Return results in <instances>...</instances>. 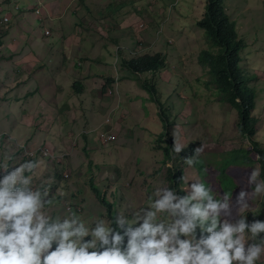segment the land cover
Segmentation results:
<instances>
[{
    "label": "rangeland",
    "instance_id": "rangeland-1",
    "mask_svg": "<svg viewBox=\"0 0 264 264\" xmlns=\"http://www.w3.org/2000/svg\"><path fill=\"white\" fill-rule=\"evenodd\" d=\"M8 1L0 0L3 8H7L3 9L0 7V9L5 10L2 13L0 12V21L5 15L10 18L5 26H0V41L2 42L0 46V136L7 135V140L12 141L14 147L16 144V147L21 149L24 156L31 157V151L40 146L47 147L49 150L48 154L56 156L55 160L59 164L52 162L50 165H47L46 175L39 182L35 180V184H33V187H38L42 183L51 184L52 175L59 170L62 171L63 175L66 174L71 179L67 185H50L48 187V193L58 192L59 187L64 189L60 197V204L58 205L59 211L53 213L57 209V205L50 207L53 215H67L68 211H72L80 214L83 218L102 215L108 219L109 217L105 215L108 213V207L104 202V200H107L113 204L114 208L121 205L122 208L125 206L129 207V211L127 208L119 211H123L125 215L130 217L132 213L130 205L137 207L146 206L148 195L154 188L173 186V183L170 180L168 181L167 178L168 170L174 166L173 161L169 159L165 161L164 165V162L158 163L155 160L156 152L153 149V144L156 138L153 139L147 129V126L152 122V118L148 116V109H152L153 105L150 98L142 92L139 84L140 80H136V87L125 89L128 92L126 95L118 93L119 100L117 103L111 102L112 98H109L110 105H114V109L118 108L121 101H125L128 106L124 109L118 108L117 118L112 122L110 121V130L106 131V135L112 132L114 137H117L116 141L110 146L116 145L118 140H120L123 148V153H119L117 156L114 164L115 167L108 168L107 170H104L99 165L95 166L94 162L88 160L91 153L88 154L82 150L83 146L80 144L81 142H78V132H74L73 127L69 123L62 124L63 121L70 120V114L68 113L70 111H66L64 115H59L55 107L47 104V102L54 100V92H56L55 84L58 80L55 77H59L62 73L67 74L65 77L75 75L77 71L75 64L79 61L84 64L82 76L87 79L85 81L90 86L95 80L88 78L91 73H95L91 62L100 56L96 53L98 49L103 47L106 41L110 42L111 26L109 24L114 23V20H118L116 26H114L115 35H118L119 31L126 27L125 25L128 21L131 22L128 27L131 26L133 29L142 31L144 24L147 25L146 21H154L155 9L152 6L153 2L143 0V5L146 3V7L152 8V12H149L146 8L139 10L136 3H134L136 6L131 7L128 5L124 7L119 15L116 12L112 13V15L107 14L101 10L100 18H93L95 10L92 7H89L88 12L82 10L77 5L81 0H10V3ZM107 1L98 3L103 8ZM201 1L204 2L205 0H182L180 15H173L172 23L173 26L175 25V29H172L173 26L170 27L169 25H164L162 28L163 32L172 33L174 38L171 37L169 44H161L158 41L155 43V50L161 53H163L164 45L169 63H171L172 56L174 60L184 63L182 71L185 72V75L198 74L192 70L193 66H196L195 63H197L194 56L195 54H199L203 48L208 47L205 41L200 38H197L195 43L190 46L184 37L195 39L192 36L193 31H197L199 34V30L193 24V19L196 16H201L204 10V8L202 9ZM246 1L250 4L253 3L252 0ZM174 2L175 0H168L165 4L168 3V8H170ZM36 9L39 11V14L35 12ZM115 9L116 6L113 10ZM18 11L28 12L26 14H22V12L16 13ZM122 12H126L124 16H122ZM52 20H55V22ZM83 20L86 22L83 23ZM78 26L82 29V32L79 31ZM53 27L64 38L67 37L68 33L72 32H80L79 38L91 34V40L94 45L89 50L83 52L85 47L80 42L77 43V39L72 41H69V39L63 40L62 37L55 39ZM148 28L155 29V25L149 23ZM46 30L49 31L50 36L45 35ZM250 30L248 28L247 32L243 35L247 40H253L252 44H256L259 38L264 40V27H262V31H256L255 35H252ZM6 31L8 35H5ZM182 35L184 36L182 37ZM152 36L160 39L162 35L157 33L155 29ZM152 36L144 40L145 43L149 42L148 46L144 48L140 46L147 53L155 51L152 47L154 43ZM104 37H107V39H104ZM135 37L137 38L136 35ZM54 40H57L58 43V46H52L53 48L57 47L54 51L55 60L50 57V51L47 52L46 48L43 47V45L52 44ZM37 44L42 45V55L40 58L34 55L40 52ZM61 44L69 45L67 56L59 55L64 51ZM89 44V42L84 43L85 46H89ZM136 44H139L137 40ZM248 46L250 49H256L255 45ZM262 51L264 55V45ZM101 52L103 54V51ZM185 57H191V59ZM256 57H258L257 52ZM117 64L119 66L120 60L117 61ZM241 65H244V63L241 62ZM169 66L171 67V71L175 69L173 63ZM261 68L264 69V62L261 63ZM122 72L126 71L122 70ZM165 77L172 78V75L167 74ZM139 78L142 79L141 76ZM58 82L61 86H65L66 82L63 84L60 80ZM253 82H257L255 78ZM28 83L30 84L28 85ZM31 88L41 91L42 99L39 102H30L31 100L28 96L21 98V100L18 98V95H23ZM145 97L149 100L148 102H144ZM181 97L185 102L178 116L184 120V124L175 125L179 135L178 139L183 142L185 149L189 143H193L191 145L194 148L198 145L203 146V151L199 154L202 153L207 160L208 169H206V177L208 181H212L211 183H218L216 182L217 177L220 176L218 164L223 156L218 157L215 155L227 153L243 145L249 147L248 140L242 138L239 134L238 116L236 112H232L231 106L218 103L216 98H213V102L207 106L204 93H196L195 98L192 96L187 97L184 93H181ZM258 97L261 99L263 95L258 93ZM191 100L193 102L192 107L189 105V101ZM25 103H29L30 110L23 114L24 117L22 115L20 118H17L15 115H12V111L17 112V109H21ZM9 114L10 117L7 116ZM256 117L258 119V130L264 131L263 105L258 107ZM107 118L108 115L104 118V121ZM2 124L10 126V128L6 127L4 129L2 128ZM25 125L34 126L36 129L31 131L25 130ZM12 129L16 130V133H12ZM28 136L32 139L26 141V137ZM157 137L159 138L160 136L157 135ZM16 138L25 144L19 141L15 142ZM151 142L152 145H150ZM84 149L92 151L87 145L84 146ZM158 159L162 160V157ZM179 163L181 164L179 167H182L183 178L182 182L177 186L185 191L187 182L194 178L201 179L199 170L195 166L185 164L184 158ZM73 165L75 166L74 169ZM62 166H65V169ZM252 167L257 166L253 165ZM252 167H248L240 172V176L235 180L236 183L239 182L238 188L229 197L234 199L236 192L241 188L248 187L247 175ZM81 188L83 189L82 192H80ZM174 189L178 191L176 186ZM68 194L80 198V201L77 204H70L66 198ZM252 213L256 214L255 218L249 217ZM239 214H244L249 221L252 219H263L264 196L251 198L249 200V207L243 210L242 213L233 204L232 217L235 218ZM257 264H264V255L257 261Z\"/></svg>",
    "mask_w": 264,
    "mask_h": 264
},
{
    "label": "clouds",
    "instance_id": "clouds-1",
    "mask_svg": "<svg viewBox=\"0 0 264 264\" xmlns=\"http://www.w3.org/2000/svg\"><path fill=\"white\" fill-rule=\"evenodd\" d=\"M90 1L77 5L87 12L92 7L96 15ZM107 4L101 8L97 3L99 12ZM107 94L114 98L117 87ZM113 110L94 130L102 131L98 142L106 148L117 138L112 132L106 135L114 121ZM184 147L173 139L174 153ZM201 151L203 146H196L184 157L185 163L191 166ZM48 152L40 146L30 155L55 160ZM40 165L38 159L15 166L0 161V264H257L264 255V219L249 221L244 214L232 217L233 204L242 213L251 198L264 196L259 167L251 168L248 187L236 192L234 199L216 194L211 185L194 178L183 194L173 187H156L146 206L130 205V217L119 211L107 219L102 215L83 218L72 211L53 215L47 189L33 187L34 170Z\"/></svg>",
    "mask_w": 264,
    "mask_h": 264
},
{
    "label": "trees",
    "instance_id": "trees-1",
    "mask_svg": "<svg viewBox=\"0 0 264 264\" xmlns=\"http://www.w3.org/2000/svg\"><path fill=\"white\" fill-rule=\"evenodd\" d=\"M131 2L133 3V1ZM226 2L227 0H205L203 2L204 10L201 16H196L193 19L195 28L199 30V34L196 33V36L205 41L208 46L207 48H203L197 56L198 63L204 71V76L197 78V80L195 81L190 80L187 77H183L181 78V80L177 76H175L174 78L173 76L172 78L165 77V72H167L168 70L172 72L169 65H171V63L174 64L175 60L171 55L172 60L171 63H169V58H167L168 55L165 54L166 49L164 45L162 51L163 53L159 52L158 50L147 53L143 50V48L140 47L141 43L145 44L144 40L138 41L135 36L129 37L128 45H132V49L129 51L120 49L114 50V48L116 47L115 44H124L125 42H127L121 38L110 39V42L106 41L103 45L104 50L109 53V56H112L113 59L119 57V59L121 60V70L129 72L132 75L131 79L133 80V82H136V80H140L139 84L142 92L145 93L148 98H150L153 107L152 109H148V116L152 118V122L147 126V129L153 139L156 138L154 139L153 144V149L156 152L155 160L158 163L164 162V165L165 161L169 159L173 161L174 166L173 168H170L168 170L167 178L168 181L170 180L173 183V186L170 185V187L175 188L176 186L181 194L184 193V190L177 186L182 182L183 177V171L181 169L182 167H179L181 165L179 161H181L185 156H190L194 149L193 145H191L193 143H189L186 149L184 147V149L179 154L172 151L173 139H176L178 142L183 144V142L178 139L179 135L175 128L176 124H184V120L180 119L178 116L181 113L185 102V100L181 97V93H184L187 97L192 96L193 98L196 97V93H204V97L206 98L205 103L207 106H209V104L213 102V98H216L218 103L228 104L229 106H231V108L234 110H232V112H236L239 119V134L242 138L247 139L249 143V147L243 145L239 148L232 149L227 153H220L218 155H215L218 157L223 156V158L220 160V163L218 164V170L220 171V176H218L216 179V182L218 183H211L212 181H208L206 177V169H208L207 160L202 153L199 154L195 158L192 165L199 170V176L201 179L200 181L203 182L206 186L211 185L212 190L216 194L226 193L231 196L232 192L236 188H238L239 185V182L236 183L235 181L236 178L240 176V172L242 170L248 167H252L253 165L259 167V179L264 180V131L258 130V119L256 117L258 107H261L262 105L264 106V93H261L263 95V98L260 99L258 97V93H256L257 87L252 84V81L254 80L253 73H251L247 70V68H244L241 65V62L246 55L247 47L249 44L247 42V38L242 34H239L238 30L236 29V24L227 13L225 7ZM8 3H10V0L8 1ZM156 5V2L152 5L155 9L154 20H157L158 18L159 21L163 20V22L160 25V23L157 21V23L154 25L157 33L161 34V37L163 38L167 33L163 32L162 28L164 27V25H171L172 18L170 19V15L173 12L171 10L170 13V9L168 8V6H166L164 12L160 14V11L156 9ZM125 6L126 2L119 3L116 6V10L123 9ZM0 7L3 8V5L0 4ZM114 7L115 6H112V10L114 9ZM145 8L149 12H152V8L146 7V3L142 6V9ZM173 8L177 9L178 7L176 6ZM3 9H0L1 13L5 11ZM83 10H85V8ZM28 11H18L16 13L22 12V14H26V12ZM103 11L107 14H111L108 13L110 9H106ZM95 17L100 18V12L97 13ZM85 22L86 21L83 20V23ZM7 23L1 20L0 26H5ZM109 25L114 30V23H111ZM78 28L79 31L82 32V29L79 26ZM80 32L68 33L66 38H69L72 41L76 39ZM5 35H8L7 31ZM104 39H107V37H104ZM136 40L137 42H139L138 45L136 44ZM160 43L169 44V39L161 40ZM1 45L2 42L0 41V46ZM113 45L115 46L112 47ZM117 52L119 53L117 54ZM120 52L122 54V57ZM59 55L63 56V52ZM102 59L103 56H99L97 59H93L92 63L94 60L96 62H99L102 61ZM81 65L82 63L79 61L75 64V67L79 69ZM76 73L77 71L75 72V74ZM60 76L56 78L58 79L55 84L56 92L54 93L56 94H54V100L50 102V105L55 107L59 115H64L69 109L67 102L63 101L60 104V101L58 100L60 92H65L67 94L68 90L73 91L72 95H70V98L82 96L83 94L92 95V93L95 92L104 93L102 95H107L109 98V95L107 94L108 88L105 83L102 84L101 88H90L83 78H78L75 75H72L71 77H64L63 75ZM139 76H141L142 79H140ZM123 79L124 77H120L118 81H121ZM59 80L62 84L66 82V87L61 86V84H59L58 82ZM118 81L116 82L115 78H109V82L113 86L109 89L112 90L113 93L115 86L117 87ZM29 84L30 83H28V85ZM32 93L33 96L30 99V102H39L42 99V94H40L41 91L33 89ZM121 93L126 95L128 92L124 90ZM26 96L27 94L25 93L23 95H18V98L21 100V98ZM101 98L103 99V101L106 100V98L104 97ZM145 98L146 99H144V102H148L149 100L147 99V97ZM117 100L118 94H116L114 98H112L111 102L117 103ZM111 102H109V104H111ZM192 103V100L189 101V105H191V107ZM127 106L128 104L125 101H121L118 105V108L124 109ZM118 108L114 109V105H110V108L108 109L109 111L110 109H114L112 112L113 120L117 118ZM29 110V103H25L23 104V107L21 109H17V112L12 111V115L20 118ZM7 116L10 117V114ZM66 122L73 127L74 132H76V129L82 132L77 135L78 142H81V145L83 142H86L88 140L89 134H87V129L81 126V124H79L76 119L73 118L67 121H63L62 124H66ZM6 127L10 128V126L2 124V128L5 129ZM24 129L31 131L35 130L36 128L34 126L25 125ZM94 130L95 128L90 131V135L95 137L98 141L100 139V133L102 131ZM11 132L16 133V130L12 129ZM157 135L160 137L158 138ZM4 139L6 140L4 141ZM31 139L32 138L30 136L26 137V141H29ZM16 141L23 143L17 138L15 142ZM150 145H152V142ZM82 146V150L88 152L87 149H84V146L86 145ZM258 154L259 159L257 158ZM159 157H162V160H159ZM37 159L41 161V165L34 170L33 184H35V180L39 182L44 177V175H46L47 165H50L52 162H56L59 164V162L57 160H51L48 157L40 156L38 153H36L34 157L24 156L21 149L16 147V144L14 147V143L7 140V135L0 136V161L6 162L7 164H9V166H15L16 164L25 160ZM57 167L58 165L56 166V169ZM72 167L74 169L75 166L73 165ZM63 168L65 169V166ZM52 177L53 178L51 180V184L42 183L38 187L41 188V190L47 189L46 198L48 197L47 199H49L51 202L49 207L57 205V209L53 211V213H57L59 211L58 205L60 204V197L64 189H61V187H59L58 192L48 193V187H50V185H67L69 184L71 179H69V177H64L61 170L54 173ZM82 191L83 189L81 188L80 192ZM66 198L69 200L70 204H77L80 201V198L73 196L72 194H68ZM104 202L108 207V213L105 214L106 217L112 218L117 214V212H119V210L122 209L127 208V210L129 211V207L127 206L122 208L121 205L120 207L114 208L111 202L107 200H104ZM74 210L77 211L76 209ZM249 217L255 218L256 214L252 213L249 215Z\"/></svg>",
    "mask_w": 264,
    "mask_h": 264
},
{
    "label": "crops",
    "instance_id": "crops-1",
    "mask_svg": "<svg viewBox=\"0 0 264 264\" xmlns=\"http://www.w3.org/2000/svg\"><path fill=\"white\" fill-rule=\"evenodd\" d=\"M102 0H91L89 3H91V5L93 7H95L96 9V14L99 13L100 8L96 6V3L101 2ZM131 1L136 2L139 10H142V6H143V0H108V4L106 6V9H110V11L108 13H114L116 12L118 15L121 13L122 9L119 10H112V6H117V4L122 3V2H126V6L131 5ZM150 2L155 3L156 2V9H158L160 11V14H162L164 12V9L166 6H169V4H165L166 1L168 0H149ZM253 3L250 4L249 2H247L246 0H227L226 2V11L227 13L230 15V18L233 20V22L236 24V29L238 30L239 34H244L247 32V29L250 28V33L252 35H255V32L257 31H262V27H264V0H252ZM104 2V1H103ZM182 0H175L174 4H172L170 6V13L171 10L173 13H171L170 15V19L172 18L173 21V15L178 14L180 15V4H181ZM178 3V4H177ZM125 6V7H126ZM178 7V10L173 7ZM201 6L203 9V1H201ZM174 9V10H173ZM126 12L122 13V16H124ZM255 19V21H254ZM53 22H55V20H52ZM157 21L160 23L163 22V20L159 21V19L157 18V20L154 21H146V24H144V28L142 31H139L138 29H133L131 26L128 27V25L131 23L128 21V23H126V27L122 28L119 31L118 35H115V29L113 30L112 28L110 29L111 35L115 36L112 37L110 35V39H124L125 42L124 44H115L116 47L114 48V50H131L132 49V45H128V41H129V37H133V36H137L136 39H138V41H142V40H146L148 39L150 36H152L154 29H150L148 28V24L149 23H153L156 24ZM118 20H114V25L116 26ZM170 27L173 26V23L171 22V25H169ZM172 29H175V25L172 27ZM165 32V31H164ZM53 33L55 35V39L58 37H62L63 40H68L69 38H64L63 36H60V33L56 30L55 27H53ZM197 31H193L192 36L195 37V39L186 37L184 35H182V37L184 36L186 38V40L188 41L189 45L192 46L195 43V40L199 37L196 36ZM11 34V33H10ZM171 34V36H170ZM244 36V35H243ZM174 38L173 34L168 32L165 37H161V40L164 39H171ZM153 44L152 47L155 50V43L158 41L160 42V39H156L155 37H153ZM76 39L78 40L77 43L80 42V44H82L85 47V50L83 52H85L86 50H89L90 47L92 45H94L93 41L91 40V34L87 35V36H83L80 37L77 36ZM89 39V41H88ZM69 41H71L69 39ZM253 40H247L248 44L250 46L255 45L256 49H250L249 46L247 47V52L246 55L243 58V63L244 65H242L243 67H246L248 71H250L251 73H253L254 78L256 79L257 82H253L252 84L257 87L258 85V89L256 93H264V69L261 68V63L264 62V55H263V51H262V47L264 45V40H262L261 38L258 39L256 44H252ZM85 42H89V46H85L84 43ZM151 43V41H150ZM148 43H141L140 46H142L143 48L145 46H148ZM162 44V43H161ZM53 45H57V40H54V42L52 44H48V45H43L44 48H46L47 52L50 51L52 59H56L55 53L54 51L56 50V48H53ZM115 45H113L112 47H114ZM61 46H63L64 51H63V55L67 56L68 51H69V45L68 44H61ZM38 49H40V52H37V54H34L36 56H38L40 58V56L42 55V45L37 44ZM81 49V48H80ZM94 50V49H93ZM103 50V54L102 51ZM91 51V50H90ZM111 51V48H110ZM256 52L258 57H256ZM62 53V52H61ZM98 55L103 56L102 61L96 62L95 60L93 61V65H92V69H94L95 73H91L90 76H88V78H93L95 79L94 82L91 83V85L89 86L90 88H101L102 84L105 83L107 85V88L109 89L110 87H113L112 84L109 82V78H120V77H124L123 80L118 81L117 84V93H121L123 92L125 89L128 88H132V87H136V82H133L132 75L129 72H122L120 64L118 66L117 61L120 60L119 57L117 58H112V56H109V53H107L103 47L99 48L98 51L96 52ZM119 52H117L118 54ZM121 54V52H120ZM197 56L198 54H195L194 58L196 59L197 63L196 66H193L192 70L196 71L198 74L196 75H185V72L182 71V65H184V63L182 61H177L175 60V69L170 72L169 70L167 72H165V76L168 74H171L173 76V78L175 76H177L180 80L183 77H187L190 80H197V78L199 77H203L204 76V71L202 69V67L199 65L198 60H197ZM122 57V54H121ZM188 59H191V57H185ZM40 60V59H39ZM121 63V60H120ZM65 64V63H64ZM62 65V64H60ZM177 65V66H176ZM181 66V67H178ZM84 67V64L81 65V67L79 69H77V73L75 74L76 77L78 78H83L85 80H87L86 78H84L82 76V69ZM96 68V69H95ZM260 74V75H259ZM60 75H63L64 77L67 75L66 73H62ZM59 75V76H60ZM61 77V76H60ZM57 77H55L56 79ZM208 80V78H207ZM206 80V81H207ZM30 82V81H29ZM206 86V85H205ZM66 87V86H64ZM116 87V86H115ZM33 89L31 88L28 92H26V94L28 93H32ZM73 91L68 90L67 94L65 92H60L59 94V101L60 104L65 101L67 102L69 109L67 111L70 115V119H76V121H78L79 124H81V126L85 127L87 129V134H89L88 136V140L86 142H83L82 145H87L92 151H88L87 153H91V156L89 157V161L94 162V165L97 166H101L104 170H107L108 168H114L115 167V162L117 160V156L119 153H123V148L121 145V141L118 140L117 144L114 146H109V147H104L102 145H100V143L96 140L95 137H93L92 135H90V131L94 128H97L100 124H102L104 117L107 115L108 113V109L110 108V104H109V98L107 95H102L104 93H99V92H95L92 93V95H87V94H83L82 96H77V97H72L70 98V95H72ZM25 94V93H24ZM56 94V93H54ZM30 99L33 96L32 94L27 95ZM101 97L106 98V100L103 101V99ZM85 98V99H84ZM84 99V100H83ZM52 102V101H51ZM44 103V102H41ZM47 104H50V102H47ZM77 105V106H75ZM138 110V109H137ZM84 131V130H83ZM76 132H78V134L82 133L80 130L76 129ZM77 134V135H78ZM103 163V164H102ZM102 164V165H100Z\"/></svg>",
    "mask_w": 264,
    "mask_h": 264
},
{
    "label": "built area",
    "instance_id": "built-area-1",
    "mask_svg": "<svg viewBox=\"0 0 264 264\" xmlns=\"http://www.w3.org/2000/svg\"><path fill=\"white\" fill-rule=\"evenodd\" d=\"M37 12H38V11H37ZM4 21H5V22L8 21V18L5 17V18H4ZM46 34L48 35V34H49V31H46ZM108 138H111V137H108ZM45 153L47 154V152L44 151V154H45Z\"/></svg>",
    "mask_w": 264,
    "mask_h": 264
}]
</instances>
